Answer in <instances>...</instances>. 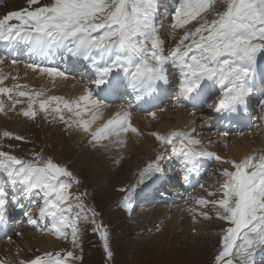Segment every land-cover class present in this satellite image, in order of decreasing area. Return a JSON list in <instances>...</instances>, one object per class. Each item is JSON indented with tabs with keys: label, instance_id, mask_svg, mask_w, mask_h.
<instances>
[{
	"label": "rangeland",
	"instance_id": "1",
	"mask_svg": "<svg viewBox=\"0 0 264 264\" xmlns=\"http://www.w3.org/2000/svg\"><path fill=\"white\" fill-rule=\"evenodd\" d=\"M18 1L20 0H0V8L5 5L10 13L21 11V9L14 8ZM154 4L152 22L163 43L164 54L168 55L186 32L194 31L199 21H191L184 27H174V14L176 8L180 6V0H154ZM223 8L224 5L217 2L204 15L208 20H211L214 18L213 11L218 12ZM15 39L23 42L19 38ZM10 41L11 39L0 40V44ZM185 43L188 42L185 41ZM1 49L0 88L9 89L15 83H19V85L25 83L33 87L45 84L39 81L33 73L23 69H10V64L7 66L4 62ZM51 50L58 53H62V50L65 51L60 48H51ZM65 54L68 57L65 59L68 62L67 65L74 66L76 72L72 73L71 77L65 75L66 81L61 84L48 83L42 100H46L50 96L63 97L66 100L73 99L75 91L72 87L77 86L91 89L92 99L98 103L109 104L111 109L115 110L116 104L110 105L107 100L114 97L120 90V80L127 85L128 92H132L129 78L123 71H114L110 75L107 85L96 88L92 83L96 73L91 64L83 60L82 57H71L67 52ZM18 60L23 61V54L18 57ZM71 60L73 61L70 62ZM53 61L56 63L59 60L57 58ZM15 62L17 63V61ZM75 65L77 66L75 67ZM165 70L167 83L163 80L157 83L154 91L157 93L156 95L146 94V98L142 99L143 109L148 107V101L157 104L158 98L160 95L165 96L167 89L178 93L180 81L178 70L171 61L165 64ZM85 78L86 80L80 81ZM205 81L206 84L203 85L201 95L206 96V102L203 105L195 108L201 98L193 99V103L189 101L190 99L185 100L187 104H181L183 110L189 111V118L194 116L191 129L186 125H177L179 123L176 120L177 113L173 108L177 95L175 94L176 97L172 98L171 94L166 93L167 97L162 98L163 103L156 108L157 116L150 119L147 117L144 123L142 121L138 124L128 123L137 130L144 129L142 137H138L136 143L130 144L129 151L121 149V145L108 143L100 147L94 140L86 137L91 145L84 144L81 147L76 139L77 146L68 145L69 151H71L69 156L58 141L59 137L69 139V135L65 134V128L68 125L59 117L63 115L68 121L73 113L64 109L62 103L58 105L56 101L48 104L46 112L40 111L39 102L33 100L32 111L36 115L34 118L25 117L22 115V111L28 110L30 103L28 99H23V96L16 97L14 94L1 93L0 104L3 105V110H0V152L8 153L25 161H35L37 157L41 161L51 159L55 164L66 168L78 181L75 183L72 178H61L71 183V188L68 190L73 197L70 200L73 205L72 211L69 213L70 218H75L76 214L80 212V209L76 207L77 204L84 206V212H80V219L76 220L78 232L75 243H73L70 228L66 230L68 232L67 239L58 237L50 231L53 224L52 218L39 216V207L43 204V197L42 194H38V190L32 189L31 194L34 195L35 201L32 205V213L35 210L33 217L40 225L36 231L30 229L25 231L18 226L15 228L16 231L7 234L5 232L6 224L0 222L1 238L9 237V240L0 243V261H3L4 264H20L21 261L28 262L40 256L41 262H47L44 264H55L51 257L45 255L46 253L55 255L59 252L63 257L71 251L73 258H69L67 264H218L215 257L222 251L221 241L225 235V229L231 225L217 218V211H222L218 209V206L211 203L200 205L196 203V200L203 199L207 202L222 198L221 185L225 178L221 173L223 169L234 171L231 163L224 161L240 162L248 157L241 151L252 147L255 139L250 140L249 135L238 136L240 137L238 138L236 136L238 125H235L232 119L228 120L217 116L216 99L219 97V93L221 95L222 89L214 81ZM171 83L174 87H171ZM249 87L252 91L247 97V105L227 112L234 117L242 115L241 122L247 121L249 117V125L253 126L254 135L263 138L264 103L261 101H264V54L257 55L252 75L249 78ZM207 90L209 91L206 94ZM10 96L11 99H9ZM139 98L141 99V96ZM15 100L21 102L16 103L13 107ZM127 102H129V97L126 96L124 103ZM167 105L170 108L167 109L168 114L165 113ZM209 105H212L213 108ZM57 106L61 109L59 113L54 111ZM165 106L167 107L165 108ZM52 120L56 122L55 125H52ZM193 129L194 131H191ZM79 131L74 129L73 133L80 136L81 131ZM173 131L190 132L193 138L200 141L197 146L199 149L213 152L222 158L221 161H215L214 157H207L208 160L205 157H199L194 161L193 171L195 174H189L187 177L190 179L187 181L188 186L197 183L192 188H186V193L188 196L190 195L189 199L182 192L180 186L174 185L178 182V174L182 172L185 175L184 163L182 167V160L174 157V149L182 147L179 138L174 144H161L152 135V133L167 135ZM5 132L11 135H3ZM126 133L130 137L134 136V132L131 130ZM16 137H22V139H16ZM151 139L150 146L152 148L148 153L147 143ZM124 153L127 154L126 157ZM158 154L162 156V159L158 161L160 170L142 177V172L150 163L156 161ZM78 157L82 158L80 160L82 164H78L76 160ZM204 162H207L203 173L205 183L198 192L193 194L199 185L200 175L203 172V168L200 166ZM0 176L8 181V176L2 169H0ZM105 176L106 179L103 178ZM164 178H166L165 181H163ZM141 179H143V183H140ZM161 182L162 184L158 188ZM166 184L167 186L163 187ZM16 191L14 189V192ZM154 193L155 195L150 198ZM209 193L215 195H209ZM126 196L129 197L127 203L131 202L129 203L131 204L130 209L124 207ZM76 197H79V200L75 199ZM7 210L6 204L5 213ZM15 210L16 207L13 208V211ZM17 210L23 213L27 211L24 207L17 208ZM202 213H207V218L201 215ZM215 223H218V226ZM184 225H189L192 228L186 230L183 228ZM102 233L107 234V245L108 250L112 253L111 257L105 252V241L101 238ZM236 262L239 264L238 261ZM250 264H264V247L255 249L250 258Z\"/></svg>",
	"mask_w": 264,
	"mask_h": 264
},
{
	"label": "snow or ice",
	"instance_id": "2",
	"mask_svg": "<svg viewBox=\"0 0 264 264\" xmlns=\"http://www.w3.org/2000/svg\"><path fill=\"white\" fill-rule=\"evenodd\" d=\"M38 2L28 0L29 5ZM217 2L223 4L224 8L213 11L214 18L208 20L204 14ZM154 8V0H51L34 10L11 12L0 18V40L18 37L28 42L33 51L43 52L55 46L74 57H82L95 70L96 76L92 83L96 88L107 85L114 71H123L129 78V86L139 94H151L161 80L167 83L165 64L171 61L180 77L176 97L178 106L185 100L200 97L202 81L205 80L214 81L222 89L215 105L217 112L235 111L238 107L246 106L247 97L252 91L249 78L253 66L257 55L264 54V0H180L173 26L184 27L194 20L199 22L194 31L184 34L168 55L164 54L163 43L152 22ZM13 20L18 23H11ZM28 67L35 69L39 66L30 64ZM39 71L53 77L65 76L64 72L52 67H39ZM9 92L11 89L0 88V93ZM17 95L29 98L28 110H23L22 115L34 118L36 113L32 111V95L23 91ZM41 95L40 92L35 93L37 97ZM92 95V91L85 88L84 94L74 101L50 96L39 102V110L46 112L48 104L56 101L58 105L62 103L68 112L80 117L84 114L81 102L85 108L89 103L98 107V101L92 99ZM20 102L13 101V107ZM0 110H3L2 104ZM54 111L59 113L61 109L57 106ZM129 115L127 111L122 114L117 112L101 127L91 131L92 139H107L129 130L137 132L128 124ZM59 118L68 122L63 115ZM96 118L93 115L91 120H82L79 126L89 132ZM3 135L11 134L5 132ZM152 135L161 144H174L179 138L182 147L175 154L182 159L188 171L193 170V162L199 157H214L217 161L222 159L213 152L199 149L197 146L200 141L193 138L190 132L173 131L167 135ZM161 159L162 156L158 154L156 161L142 172V177L159 171L158 161ZM224 162L231 163L234 171L223 169L221 173L225 178L221 185L222 198L207 202L198 199L196 203L218 206L222 211H217V218L231 225L225 229L221 241L222 251L215 257L218 264H234L235 261L250 264L255 249L264 247V154L250 155L240 162ZM0 169L13 184L38 190V194L43 197L39 216L52 218L50 231L58 237L67 239L66 230L70 228L73 243L76 242V220L80 219L84 206L77 204L80 212L75 218H70L69 213L73 208L70 200L73 197L68 190L71 183L61 178H72L73 182L78 183L71 172L51 159L41 161L37 157L35 161H25L5 152H0ZM140 183H143V179ZM75 199L79 200V197ZM128 199L126 196L124 207L130 209ZM6 200V192L0 189V222L5 220ZM24 215L30 223H36L28 211ZM201 215L207 218V213ZM84 218H87L86 215ZM101 238L105 241V252L111 257L107 234L102 233ZM45 255L51 257L55 264H67V260L73 258L71 251L63 257L59 252ZM41 259L37 256L20 264H41ZM0 264L4 262L0 261Z\"/></svg>",
	"mask_w": 264,
	"mask_h": 264
},
{
	"label": "bare ground",
	"instance_id": "3",
	"mask_svg": "<svg viewBox=\"0 0 264 264\" xmlns=\"http://www.w3.org/2000/svg\"><path fill=\"white\" fill-rule=\"evenodd\" d=\"M50 2H51V0H39V2L37 4L29 5L28 4V0H20V1L17 2V4L15 5L14 8L21 9V11L26 10V9L27 10H34L36 7H42L45 4H48ZM8 13H10L9 10H8V8L5 5L1 6V8H0V18H2L3 16L7 15ZM11 23H18V22L15 21V20H13V21H11ZM16 40H18V39H16ZM22 41L23 42H21V43H23V45L24 44L25 45L26 44H29L28 42H26L24 40H22ZM7 43H8V46L6 47V49L9 48V45H10L9 44L10 42H7ZM6 44H3V43L0 44V48H2L1 49L2 50L1 53H2V56L3 57H5V53H6V49H5V45ZM29 46H30V50L33 52L34 55H31V56L26 55L27 60L24 63H32V65H35V63H38V62H42V60H48V59L51 60V61L57 60V54H59V56L60 55L61 56L66 55L65 54L66 52L63 51V50H62V53H58L55 50H51V48H58V47H55V46L54 47H51L50 49H46L43 52L33 51L32 50V46L30 44H29ZM71 57H74V56L71 55ZM72 61L73 60H71L70 62H72ZM57 62H60V61H57ZM9 67H10V69H23L26 72L33 73L35 75V77L39 81L45 83L44 85H39V87H33V86L28 85V84H25V83H23L22 85H19V83H15V84H13L12 87L9 88V89H11V92H9L8 94H14L16 97H20V96L17 95L18 92H21V91L28 92L30 95H32L33 100H35L37 103L42 100V98L44 96V93L46 92V87H47V84L48 83L61 84L62 82H65L66 81L65 76L64 77H59V76L53 77V76H49L47 73H41L39 70H35L34 68H30V67L26 66L25 64H21V62H17V63L16 62H13L12 65H9ZM79 67H81V66H79ZM205 84H206V81H202V85H205ZM67 87H69V86H67ZM72 89H74L75 92H74L73 99H70V101L77 100L81 95L84 94V90H85V88H83V87H77V86L72 87ZM102 91H103V89H102ZM131 91H132L131 94H132L133 98L135 99V101L136 102H139L143 106L144 103H142V101H143L142 99L146 98V94H139V93L137 94L136 91H134V90H131ZM36 92H40V93H42V95L39 96V97H37V96H35V93ZM202 93H203V91H202ZM202 93H201V95H202ZM152 94L153 95H156L157 93L153 91ZM176 95H177V92H176ZM140 96H141V99L139 98ZM201 97L202 96H200L198 98H195V99H199ZM22 98L23 99H28V101H29V98L27 96H23ZM153 98H154V96H153ZM189 101L193 103V99H190ZM217 103H218V101H217ZM182 104H187V103H186V101H183ZM47 108H48V106H47ZM81 108L83 109V113H84L82 116L77 117V116H75L73 114V116L71 118H68V122H67L68 127L65 128V134L67 133L69 135V137H68L69 139H64L62 137H59V140H58L59 143H60V145L64 149H66V152H68L67 153L68 156L71 154V151H69L68 145H72L73 144V145H76L77 146V144L75 142L76 139H78L77 140L78 141L77 143L80 144V146L81 145L83 146L84 144L86 146L91 145L87 141V138L93 140L92 139V136L90 134L91 131H94L96 128L101 127L108 119H111L117 112H121L122 113V111L119 108H116L115 110L114 109H111L112 107L109 106V104H103L102 102L101 103H98V107H93L91 105V103H89L86 108L84 107L83 102H81ZM173 108L176 109V113H177L176 120H177V122H179L177 125H179V124L180 125H186L187 128L191 129V127L193 126V121H194L193 120V117L194 116H191V118H189V111L183 110V108L181 107V105H179V106L177 105L176 101H175V104H174ZM74 111H75V109H74ZM165 113L168 114L167 108H166ZM216 114L217 115H219V114L226 115L228 117V119L235 118V120H233L235 124H237L238 121H240V119L243 118L242 115H240V114L238 116L234 117L233 115H231V113L227 112V110H225V111H219ZM93 115H96L97 118L91 123V125H90V131L89 132H85L82 128H80L79 124H80V122L82 120L83 121L91 120ZM146 119H147V117H145V116H142V117H138L137 116V117L133 118L130 123L131 124H138L141 121H142V123H144V121ZM55 124H56V122L53 121L52 125H55ZM74 129L80 130L81 131V135L80 136H76L75 132L73 133ZM143 130L144 129H142V128L138 129L137 132L133 133V135H134L133 137L128 136L127 133H125V132H121L119 136L112 135V136H110L107 139L95 140L94 142L96 144H98V146H100V147H102L105 143L114 144V145H121L122 146L121 149H125L126 151H129L130 150V144L136 143L138 141V137H142L141 134H142ZM148 138H150V135H148ZM238 138H240V137H238ZM260 138H261L260 136H252V135H249V139L250 140H252V139L254 140L255 139V141H253L252 147H247L245 149V151H241V153L244 154L245 156H250V155H252V156H259V155H262V153L264 152V139H263L264 137L261 138V139ZM121 140L123 141L122 144L120 143ZM97 141H99V142H97ZM151 142H152V139L147 143V149L146 150H147L148 153L151 151V148H152V146H150ZM248 146H249V144H248ZM179 147H181V146H179ZM178 150L179 149H174V155L176 157H177V155L175 153ZM124 154H125V157H126L127 154L126 153H124ZM81 159L82 158H79V157L76 158V160L78 161V164L82 162V161H80ZM178 159L179 160H182L180 158H178ZM182 165H183V161H181V166ZM121 167H122V165H121ZM189 167H191V165ZM109 169H111V168H109ZM184 169H185V175H186V176L184 175L185 178L187 176H189V174H191V175L195 174L194 171H193L194 169L192 171H188V168L187 167H185ZM99 175H101V173H99ZM107 177L109 178L111 176H107ZM103 178L106 179V176L103 177ZM216 224L218 226V223H215V225ZM183 228H186V230H187V228H192V227H190L189 225H184ZM186 230L184 231L185 233L187 232Z\"/></svg>",
	"mask_w": 264,
	"mask_h": 264
}]
</instances>
